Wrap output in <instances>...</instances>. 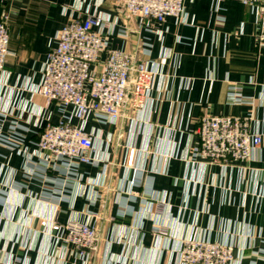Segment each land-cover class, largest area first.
<instances>
[{
    "label": "crops",
    "instance_id": "obj_1",
    "mask_svg": "<svg viewBox=\"0 0 264 264\" xmlns=\"http://www.w3.org/2000/svg\"><path fill=\"white\" fill-rule=\"evenodd\" d=\"M8 11L22 22L18 35L9 27L12 55L6 83L15 90L28 77L40 80L49 42L65 24L94 12L109 16L100 33L111 47L144 57L140 46L148 42L158 64L149 122L130 110L117 125L90 120L87 130L96 136L94 155L100 162L79 167L82 181L69 188L70 202H63L55 215L61 224L74 217L84 221L89 213L101 217L99 248L91 264H177L172 251L190 235L245 249L235 264L257 259L253 252L264 250V47L257 44L256 8L243 0H185L187 23L178 25L169 17L150 32L138 28L122 0H0V19ZM231 88L251 102L233 103ZM22 97L38 110L18 120L21 111L16 109L4 127L18 120L26 145L19 150L0 144V190L7 192L0 202V264L11 256L14 264H79L69 255L72 247L54 261L45 258L54 249L41 221L52 215V207L41 200L43 181L33 174L39 159L30 140L61 118L58 105H46L38 95L31 99L27 91ZM207 115H250L254 131L263 135L256 158L227 168L193 164L190 155L198 140L191 131ZM132 147L137 154L130 168ZM143 169V187H132ZM49 176L58 177L54 171ZM15 184L25 189L13 191ZM144 189L153 196H144ZM22 194L26 197L19 205ZM160 195L165 204L159 214ZM120 199L135 208L133 215H120ZM157 225L165 231L158 241ZM160 241L162 248L156 247Z\"/></svg>",
    "mask_w": 264,
    "mask_h": 264
},
{
    "label": "built area",
    "instance_id": "obj_2",
    "mask_svg": "<svg viewBox=\"0 0 264 264\" xmlns=\"http://www.w3.org/2000/svg\"><path fill=\"white\" fill-rule=\"evenodd\" d=\"M122 2L128 15L138 22V28L142 31H152L155 24H163L169 17H173L178 25L187 23L185 0ZM243 3L256 8L257 44L264 47V0H243ZM10 12L0 19V144L19 150L26 145L18 120L25 115L37 114L38 109L31 100L26 101L22 97V92L27 91L31 99L35 95L43 97L46 105H58L61 118L34 132V138L30 140L34 155L39 159L33 174L44 185L40 198L52 207V215L41 221L43 234L54 249L45 258L54 261L63 251L72 247L69 255L74 261L91 264L99 248L101 217L96 213H89L84 221L74 217L61 224L55 221V215L63 202H70L69 188L82 181L83 174L79 167L100 162L94 155L96 136L93 131L87 130L90 120L117 125L126 117V111L130 110L142 115L144 122H149V116L155 108L151 93L160 76L158 64L151 57V45L148 42L140 46L144 57H136L123 49L111 47L100 33L109 22V16L94 12L65 24L49 42L40 80L35 82L28 77L25 85L15 90L6 83L10 74L6 66L12 55ZM111 30L113 33L114 26ZM228 97L235 104L251 102V99L237 92L236 88L229 90ZM16 109L21 111L18 120H10L7 129H4ZM68 117L74 118L76 123H72ZM191 132L198 140L190 155V161L196 165L227 168L235 163L251 161L256 158L263 143V135L254 131L250 115L203 116ZM136 154V148L129 149L128 167H134ZM49 171H54L58 177H50ZM145 171H137L136 179L139 180L135 179L132 187H143L142 177L146 174ZM11 189L21 193L25 188L15 184ZM6 194V191L0 190V202ZM144 196L151 198L153 191L144 189ZM25 197V194L21 195L19 205ZM156 201L158 213L163 212L165 195H160ZM119 205L121 216L135 213V208L126 200L120 199ZM153 232L157 241L162 240L164 225L155 226ZM160 243L161 241L156 247L164 246ZM173 253L177 255V264H235L242 261L245 249L228 241L213 242L209 237L190 235L183 237ZM253 253L257 259L251 264L264 260V250ZM14 261L16 259L11 256L7 264H14Z\"/></svg>",
    "mask_w": 264,
    "mask_h": 264
},
{
    "label": "rangeland",
    "instance_id": "obj_3",
    "mask_svg": "<svg viewBox=\"0 0 264 264\" xmlns=\"http://www.w3.org/2000/svg\"><path fill=\"white\" fill-rule=\"evenodd\" d=\"M7 13V12H6ZM6 13H4V14H6ZM4 14L2 15V17L1 18H3V16H4ZM20 16H10V19H9V27H10V30L13 32V33H15L16 35H18V33H19V30L21 29V27H22V22H21V20H20ZM15 40H18V36L16 37V39ZM27 55H24V56H22V61H25V57H26ZM20 57V56H19Z\"/></svg>",
    "mask_w": 264,
    "mask_h": 264
}]
</instances>
